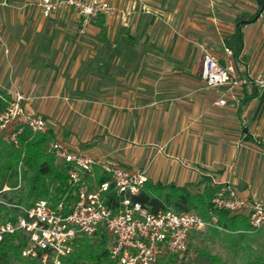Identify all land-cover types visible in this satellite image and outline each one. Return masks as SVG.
I'll return each instance as SVG.
<instances>
[{"label": "crops", "instance_id": "0c3cea01", "mask_svg": "<svg viewBox=\"0 0 264 264\" xmlns=\"http://www.w3.org/2000/svg\"><path fill=\"white\" fill-rule=\"evenodd\" d=\"M111 1L118 11L81 33L74 10L46 17L38 0H0V88L24 94L73 151L151 182L209 176L264 201V89L249 84L220 104L223 89L201 75L204 48L224 59L238 29V73H264L261 2Z\"/></svg>", "mask_w": 264, "mask_h": 264}, {"label": "built area", "instance_id": "2783aa9c", "mask_svg": "<svg viewBox=\"0 0 264 264\" xmlns=\"http://www.w3.org/2000/svg\"><path fill=\"white\" fill-rule=\"evenodd\" d=\"M37 4L46 17L58 10H74L80 16L81 33L101 14L111 15L118 11L111 0H38ZM259 16H264V9ZM225 53L223 59L204 48L202 57L201 75L206 86L223 89V97L218 103L226 104L228 96L236 98L237 91L249 84L264 89V73L240 75L232 49L226 47ZM24 99V94L16 93L7 108L0 112V130L20 126L21 131L23 126H27L33 132H47L46 119L28 112L22 104ZM17 134L14 131L10 136L15 142ZM49 151L60 161L71 164L69 174L76 186L75 196L66 199L65 195L57 202L52 198H42L31 207L20 206L24 214L15 223L8 221L0 225V241L6 234L25 232L29 245L23 254L37 256L38 250H42L43 264H61L63 257L73 251L76 238L91 237L100 227L112 236L109 251L115 264H158L159 258L166 253H184L194 233L211 227L226 230L219 225L216 210L247 215L254 230L264 227V201L242 196L231 183L216 189L208 209V219L194 211L153 213L131 200V195L139 193L149 180L146 170L132 171L123 166L108 165L71 150L52 136ZM97 166L110 176L99 184L94 169ZM111 187L123 196L117 211L105 200V193Z\"/></svg>", "mask_w": 264, "mask_h": 264}, {"label": "trees", "instance_id": "16d2710c", "mask_svg": "<svg viewBox=\"0 0 264 264\" xmlns=\"http://www.w3.org/2000/svg\"><path fill=\"white\" fill-rule=\"evenodd\" d=\"M227 43L238 56L243 47L241 30L238 29ZM11 99V95L0 88V112L7 108ZM19 130L20 126H13L0 134V222L17 221L24 214L20 206L31 207L39 199L52 198L57 202L65 195L66 199L75 196L76 186L69 174L71 164L60 161L49 151L50 132H33L27 126ZM14 131L18 132L17 142L10 138ZM109 178V174L96 170L98 184ZM196 184L178 185L148 180L139 193L131 195V200L141 203L153 213L194 211L208 219L211 199L218 186L212 184L211 179L200 192L193 189ZM105 200L117 211L123 196L111 187L105 193ZM216 214L219 225L226 230L211 227L208 228L211 234L226 236L234 253L240 255L239 252H242L243 264H264V250L253 247V242L264 238V227L254 230L245 214H232L226 210H216ZM111 240V234L104 227L91 237L76 238L73 251L63 257L61 264H115L109 251ZM28 245L29 237L25 232L6 234L0 241V264H43L42 250H38L37 256L23 254ZM193 247L190 242L182 255L166 253L159 258L158 264H228L223 256L206 247Z\"/></svg>", "mask_w": 264, "mask_h": 264}, {"label": "rangeland", "instance_id": "374dc122", "mask_svg": "<svg viewBox=\"0 0 264 264\" xmlns=\"http://www.w3.org/2000/svg\"><path fill=\"white\" fill-rule=\"evenodd\" d=\"M7 130H0V134L1 133H6ZM202 182L198 183L193 187V189L195 191H200L203 192L205 189V186L207 184V182L210 180L211 181V177L209 176H202V178L200 179ZM90 182L93 183V179H90ZM212 184H214V182L212 181ZM224 184L227 183H222L219 185L222 186ZM215 185V184H214ZM11 221V220H9ZM8 221H4V222H0V225L6 223ZM13 223H15L16 221H11ZM191 243H193L194 247L198 246V247H206L208 249H210L213 253L216 254H220L221 256H223V258L227 261L228 264H243V259H242V252H239L240 255H236L230 245V242L227 240L226 236H223V234L216 236V235H212L211 231L209 229L205 230L202 233H194L191 237ZM261 244V245H259ZM193 247V248H194ZM253 247L254 248H259L258 250H264V238H260V240L258 242H253ZM192 248V249H193ZM183 253H181L182 255Z\"/></svg>", "mask_w": 264, "mask_h": 264}, {"label": "water", "instance_id": "95a60500", "mask_svg": "<svg viewBox=\"0 0 264 264\" xmlns=\"http://www.w3.org/2000/svg\"><path fill=\"white\" fill-rule=\"evenodd\" d=\"M260 2H261V4H262V8H261V12H262V10L264 9V4H263V1L262 0H259Z\"/></svg>", "mask_w": 264, "mask_h": 264}]
</instances>
